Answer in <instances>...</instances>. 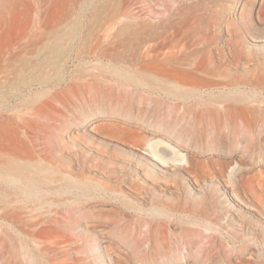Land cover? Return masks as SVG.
<instances>
[{
  "label": "rangeland",
  "instance_id": "1",
  "mask_svg": "<svg viewBox=\"0 0 264 264\" xmlns=\"http://www.w3.org/2000/svg\"><path fill=\"white\" fill-rule=\"evenodd\" d=\"M132 62L195 96L118 85L95 102ZM238 93L264 117V0H0V264H264V124ZM137 226L146 241H125Z\"/></svg>",
  "mask_w": 264,
  "mask_h": 264
},
{
  "label": "bare ground",
  "instance_id": "2",
  "mask_svg": "<svg viewBox=\"0 0 264 264\" xmlns=\"http://www.w3.org/2000/svg\"><path fill=\"white\" fill-rule=\"evenodd\" d=\"M128 19L129 20H128V23H127V27L130 30H132V29L134 30L133 21L136 18L131 15V16L128 17ZM79 26H80V22L78 21L77 24H75L71 29L68 30L69 34H73V35L76 34L78 32ZM65 35H66V33H65ZM56 38H57L56 40H54L52 43H50L49 45H47L45 47L44 53L47 55L46 60L48 62H51L52 59L57 58V57L61 58V57H63L66 54V51H65L64 47L62 46V39L60 37H56ZM132 64L133 65H132V67H130V69H128V68L124 69V68H120V67L115 66V67H112L109 70L104 71V73L108 76L109 80H104V79L100 80L101 84L100 83L99 84L101 85V87H104L102 84L103 83H106V84L108 83V86H110V89H112V90L111 91L108 90L109 91L108 93H102V92L98 93V95H97L98 97L95 96V99H94V100H96L95 102L106 104V99H105L106 97L104 96V94L105 95L109 94L110 96H112L111 97V99H113L112 102H111L112 104H113V102H116L117 98L116 99H114V98L116 96H118V95L115 93L116 91L114 92L113 88H115L118 85H125L127 87H131L132 89L131 88L130 89L132 90V92H134L136 89H143V90H145L147 92L154 93L156 91V89H157L159 91V94H162L165 97H171V98H173L175 100H184V101L187 100L188 101L191 97L195 96V94H196V91H194V89H193V85L191 83L182 82L181 79H178L179 77L174 76L175 72L173 73V75L170 74V73L173 72V71L171 72V69H170V71L166 72V70H165L166 68L165 69L163 68L165 71H163V72L162 71H160V72L156 71L157 73H155V70L153 72L152 71L151 72L148 71L146 69L147 66H146V68L143 65L141 67H138V66L136 67L135 63L132 62ZM25 67L27 68V66H25ZM161 68H162V66H161ZM40 70L44 71V68L42 67ZM33 72L34 71H30L27 76H25V74L24 75L23 74L22 75L21 74L18 75L17 76V80L14 82L15 86L17 84H19L20 81H23V82H26V83L29 82V85H31L33 82L38 81V78L33 75ZM60 79H61V73L58 75V78H57L56 82H60L61 81ZM97 81H99V80H97ZM108 86H107V88H108ZM121 87H123V86H121ZM99 91L100 90L98 89V92ZM119 95H121V94H119ZM129 95H130V93H129ZM255 97H254V99H255ZM131 98H133V96ZM108 99H110V98H108ZM231 102L234 105L237 104V105L240 106V107L239 106L238 107L241 108V110H242V112L244 114V117H243L244 121L247 122L248 126H250L252 128H254V127L258 128L259 127L258 125H259L260 122H262L264 124V117H263V114L259 110V108L261 106L259 104H257L258 103L257 102V98H256V100H251V98L247 94L238 93V94H236V95H234L232 97ZM234 105H232V106H234ZM248 114H252V116L250 115L251 117H249ZM235 122H236V120H235ZM195 123H198V120ZM262 123H260V124H262ZM198 124H200V123H198ZM238 124L235 125L237 133L239 131L238 130L239 129ZM194 126H196V125L195 124L192 125V128L197 132L198 131L197 128H199V127H194ZM208 126H209V124H208ZM217 127H219V126L217 125ZM183 128H185V127H183ZM204 128H206V127H204ZM214 130L216 131V129H214ZM214 130H213V132H214ZM179 132L180 131H178V134H179ZM209 132H210V130L209 131L205 130L203 133H201V135L203 137H198V138H203V140L204 139L209 140L210 142H208V143H212L210 145L218 143L221 140V134L219 133V131H217L219 134L217 132L216 133L214 132L215 134H210ZM153 160L158 162V163H161L162 166H164V167L168 166V163H169L164 158L159 157V156L157 157V155H155V157H153ZM177 165H180V164H177ZM3 176H4V172H3V169H2V166H1V156H0V207H1V202H2V190L4 189L3 182L1 181ZM35 183H36L35 181L26 182L21 188L23 189V191L26 194L31 196V195H33L35 193V191L37 189ZM11 208L14 209V206L12 205ZM161 219L162 218L160 216L153 215L150 218H147L145 220H147L149 223L151 222V224H152V223H155L157 221H160ZM151 231H152V229H151V227H149L147 232L143 235L141 227L137 226L133 230V232L131 234H129V236L127 237L128 240H125V241L142 242V243H144L146 241V238L151 234ZM1 233H2V231L0 230V238H1ZM148 233H150V234H148ZM9 238H10V241H11L12 248H15L14 247V240H15L14 235L13 234L10 235ZM149 238H151V240H152V237H149ZM11 253H12V257H14V251L13 250H12ZM204 259L205 260L202 261L201 264H208L207 263V259L206 258H204ZM32 264H47V262L40 258L39 252L37 250H34L33 253H32ZM216 264H220V263H216Z\"/></svg>",
  "mask_w": 264,
  "mask_h": 264
}]
</instances>
